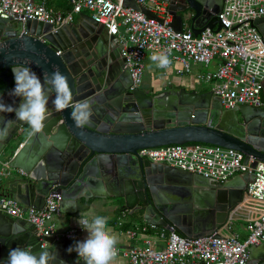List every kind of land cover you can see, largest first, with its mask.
<instances>
[{
    "label": "water",
    "instance_id": "water-1",
    "mask_svg": "<svg viewBox=\"0 0 264 264\" xmlns=\"http://www.w3.org/2000/svg\"><path fill=\"white\" fill-rule=\"evenodd\" d=\"M136 1L124 3L139 8ZM164 1L178 31L188 19L196 35L207 27L219 30L223 26L218 13L224 0ZM146 14L158 18L151 11ZM254 24L264 35V17ZM0 35L3 103L13 108L21 103L10 94L15 87L13 68L29 69L42 83L45 73L58 69L68 79L71 103L86 104L91 112L88 122L78 127L72 107L57 111L49 95L43 128L30 134V125L17 119L14 111H0V161L9 158L14 162L10 168L26 172L9 171L2 178L3 193L26 206L42 208L46 196L56 191L62 194L65 207L72 200L80 202L83 196L89 199L84 195L87 184L96 176L100 179L97 183L105 180L107 188H117L114 196L123 199L124 212L127 208L144 211L147 221L168 230L175 227L188 237L216 232L243 199L248 178L244 183H220L143 159L138 151L200 142L237 149L245 154L246 162L252 156L251 166L255 167L264 161V104L225 108L212 93L202 96L177 88L149 95L143 87L134 86L118 40L91 14L81 13L80 21L56 29L37 20H1ZM17 132L27 134L24 145L12 148ZM44 240L46 246L42 247L38 229L27 219L12 218L0 210V264H5L10 250L17 247L36 255L47 252L46 264H65L58 254L63 239L51 236ZM52 243L54 248L47 247ZM250 251L249 264H264L259 263L264 260V242L251 246ZM73 257L72 264H77V255Z\"/></svg>",
    "mask_w": 264,
    "mask_h": 264
},
{
    "label": "built area",
    "instance_id": "built-area-1",
    "mask_svg": "<svg viewBox=\"0 0 264 264\" xmlns=\"http://www.w3.org/2000/svg\"><path fill=\"white\" fill-rule=\"evenodd\" d=\"M137 1L139 8L126 5L124 0H71L72 10L63 14L34 0H0V21L37 20L51 23L56 29L73 22L74 14L86 8L110 36L117 38L134 86L144 82L146 59L153 54H164L170 61L166 68L175 61L181 63L179 73H190L195 64L204 66L205 71L197 73V80L208 84L225 108L264 104V35L254 24L257 18L264 17V0H224L218 13L223 26L219 30L207 27L199 35L191 29L178 31L171 25L172 15L166 1ZM149 3L153 5L149 9L158 18L146 14ZM212 64L216 68H210ZM19 145L22 147L24 142ZM138 155L216 182H225L244 172L253 177L242 203L231 211L216 232L188 237L175 227L161 228L157 238L147 236L144 245L122 251L130 264H249L250 246L264 241V161L252 167V156L246 162L245 154L237 149L200 142L142 148ZM0 163L3 164L1 180L9 173L10 162ZM18 171L26 173L22 168ZM62 199L60 192L52 191L46 196L45 206L37 208L0 192V210L12 218L31 222L39 231L42 247L46 245L44 238L51 236L69 239L75 244L82 240L81 226L59 232L55 222ZM238 213L247 220L248 234L244 240L228 231ZM149 227L157 228L155 224ZM141 229L147 231L148 227ZM137 232L129 231L132 237ZM217 232L219 236L215 235ZM116 252L118 255L121 250L116 248Z\"/></svg>",
    "mask_w": 264,
    "mask_h": 264
},
{
    "label": "crops",
    "instance_id": "crops-1",
    "mask_svg": "<svg viewBox=\"0 0 264 264\" xmlns=\"http://www.w3.org/2000/svg\"><path fill=\"white\" fill-rule=\"evenodd\" d=\"M37 3H44L49 8L53 9L54 11L61 12L66 14L70 12L73 8L71 0H34ZM128 4V3H127ZM138 4V1H136ZM140 7V6H139ZM153 7L151 3L148 4V7L145 8V12H153L149 8ZM81 13L90 14V11L86 8L83 9ZM81 13L74 14L73 22H78L81 20ZM156 14L155 12H153ZM173 20V17H172ZM171 20V25H172ZM190 19L186 20L184 23V29H190ZM173 26V25H172ZM115 37V36H113ZM117 39V38H116ZM146 69H145V77L143 88L149 91V95H155L160 92H164L170 88H177L179 92H188V93H197L199 95H206L208 93H212L210 86H203L201 82L197 80V73L205 71L204 66L200 64H195L193 66V70L190 73H179L178 69L181 67V63L175 61L170 67L168 68H159L156 64L150 59L147 58L146 61ZM210 68L214 69L215 64H212ZM194 70L196 73L194 74ZM205 84V83H204ZM176 92V91H175ZM177 93V92H176ZM213 96H216L213 94ZM217 97V96H216ZM263 99H264V92H263ZM4 161H9L11 164L12 160L9 158L3 159ZM18 164V161L17 163ZM3 164L0 163V168ZM11 166V165H10ZM18 169L10 168L12 173H19ZM96 172V168H95ZM5 178V177H4ZM3 178V179H4ZM244 178H248L249 180L252 179V174L250 173H238L227 181H231L232 183H240L243 181ZM100 179L96 176H91L89 179V183L87 184V192L81 199V203L77 202L76 200H72L70 203H65L67 206L63 207L61 202V212L59 215L55 217V222L57 224V228L60 231L66 230L72 226L79 225L78 218L79 217H87L89 220L92 219L94 216H103L107 218L108 224L107 228L110 231V234L116 237L117 243L115 247L123 250L130 249L133 246H142L144 245L145 238L147 236L151 238H157L159 229L155 228H148L147 231H143L141 228L146 226L148 227L153 222L147 221L144 217V211H131V209L127 208L124 212L121 203H123V199L116 198L114 195L116 194L117 188L109 189L107 188V181H103L102 183H97ZM226 182V181H225ZM91 183V185H90ZM221 183V182H220ZM0 192L3 193L2 189V179L0 180ZM98 195L104 196L101 198ZM92 196V197H91ZM70 204V205H69ZM75 205V207H72ZM243 214L238 213L235 218V225L234 227L230 228L228 231L230 233H237L239 238L244 240L248 234L247 229V220L246 218L241 217ZM228 218V216H227ZM226 218V219H227ZM237 219V220H236ZM226 221V220H225ZM234 224V222H233ZM130 230H137V235L132 237L129 233ZM82 240L86 238L87 233L83 230L81 233ZM63 239L64 243H60L58 248V254L61 260L64 261L65 264H72L74 257L73 254L75 252L69 253L68 248L72 245L71 240ZM47 247L54 248V243L47 244ZM77 255V254H76ZM251 256V251H250ZM264 260H260L259 263L263 262ZM110 264H130V260L127 256L123 255L121 252L120 254L116 255L114 259L110 262Z\"/></svg>",
    "mask_w": 264,
    "mask_h": 264
},
{
    "label": "clouds",
    "instance_id": "clouds-1",
    "mask_svg": "<svg viewBox=\"0 0 264 264\" xmlns=\"http://www.w3.org/2000/svg\"><path fill=\"white\" fill-rule=\"evenodd\" d=\"M150 59L159 68H166L170 62L167 55L164 54H153ZM12 71L15 78V87L10 94L19 97L21 103L13 108L12 105L3 103L2 98H0V111H14L17 119L30 125V134L38 133L43 128L49 95H52V103L57 111L72 107V118L78 127L88 122L91 115L89 106L71 103V89L68 79L58 69L51 74L45 73L43 83L36 73L27 68L19 70L13 68ZM21 142H24V140H20L19 144ZM245 195L246 192L235 208L242 203ZM72 207H75V205ZM230 213L231 211L228 215ZM77 222L87 233L85 239L76 241L73 246L68 248L69 253L75 252L77 254V264H81V261L83 264H110L117 254V247H115L117 240L107 228V218L99 215L90 220L87 217H79ZM155 225L157 226L155 229L164 228L161 225ZM148 228L150 227L148 226ZM47 256V252L36 255L25 248L17 247L10 250L5 264H46Z\"/></svg>",
    "mask_w": 264,
    "mask_h": 264
},
{
    "label": "rangeland",
    "instance_id": "rangeland-1",
    "mask_svg": "<svg viewBox=\"0 0 264 264\" xmlns=\"http://www.w3.org/2000/svg\"><path fill=\"white\" fill-rule=\"evenodd\" d=\"M196 73V71L194 70V74ZM201 85H203L204 87L205 86H209L208 84H204V83H202ZM26 135L27 134H25V133H23V135L21 136V138L19 139V140H13L12 142H11V147L12 148H17V146L19 145V142H20V140H24V138L26 137ZM237 220V219H236ZM234 225H235V220H234V224H233V227H234Z\"/></svg>",
    "mask_w": 264,
    "mask_h": 264
},
{
    "label": "flooded vegetation",
    "instance_id": "flooded-vegetation-1",
    "mask_svg": "<svg viewBox=\"0 0 264 264\" xmlns=\"http://www.w3.org/2000/svg\"><path fill=\"white\" fill-rule=\"evenodd\" d=\"M144 83V82H143ZM140 87H143V84L140 86ZM4 92V84L2 81H0V93H3ZM21 138V135L17 132L14 136H13V140H19ZM11 141V142H12ZM10 146H11V143H10Z\"/></svg>",
    "mask_w": 264,
    "mask_h": 264
}]
</instances>
